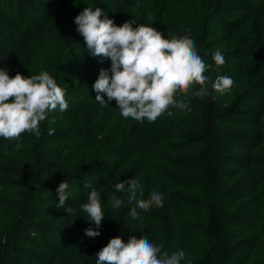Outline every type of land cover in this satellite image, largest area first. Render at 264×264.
I'll return each mask as SVG.
<instances>
[{
    "label": "trees",
    "instance_id": "obj_1",
    "mask_svg": "<svg viewBox=\"0 0 264 264\" xmlns=\"http://www.w3.org/2000/svg\"><path fill=\"white\" fill-rule=\"evenodd\" d=\"M85 7L117 26L193 40L211 94H190V110L171 108L155 122L123 118L103 93L99 105L92 85L111 62L92 57L76 31ZM5 68L9 77L48 72L68 108L48 113L39 138H0V264H96L111 238L130 235L169 255L183 250L181 264H264V0H0ZM218 75L233 79L230 92L212 89ZM128 179L139 184L131 203L114 190ZM64 181L69 198L58 208ZM92 188L105 213L96 238L84 235L95 225L81 210ZM153 190L163 207L143 212L137 201Z\"/></svg>",
    "mask_w": 264,
    "mask_h": 264
},
{
    "label": "clouds",
    "instance_id": "obj_2",
    "mask_svg": "<svg viewBox=\"0 0 264 264\" xmlns=\"http://www.w3.org/2000/svg\"><path fill=\"white\" fill-rule=\"evenodd\" d=\"M103 16V19L101 17ZM77 33L83 37L92 57L110 60V69H100L92 85L97 93L95 101L107 106L101 93L108 101H115L123 118L134 121L155 122L164 113L171 115L169 109L190 110L188 98L194 95L204 99L211 93L209 78L204 75L208 66L198 54L193 40L187 36L165 39L163 34L150 26L133 27V21L117 26L114 20L107 18L96 7H85L74 18ZM212 59L217 68L225 64V58L217 50ZM198 86V89H197ZM234 81L226 75H218L212 83V89L220 94L231 91ZM194 89H196L194 91ZM68 108L65 91L46 71L39 75L24 77L17 73L9 77L8 70L0 69V138L8 141H20L24 134L41 135V123L48 113ZM54 130H49V135ZM21 147L16 144V149ZM91 187L85 185V188ZM68 184H59L57 207L64 206L68 200ZM139 184L135 179L123 180L114 185L117 193L128 194V202L135 200ZM164 197L153 190L147 199L137 201V207L148 212L153 206L163 207ZM112 207L119 209L124 201L117 196L111 197ZM67 214L74 209L65 207ZM87 214V221L94 223L95 229L84 230L88 238H96L98 229L105 218L101 205V195L95 189L87 195V203L81 205ZM137 218L136 209L130 213ZM185 253L180 250L169 255L162 246L152 243L146 236H129L127 243L117 236L96 253V264H181Z\"/></svg>",
    "mask_w": 264,
    "mask_h": 264
}]
</instances>
